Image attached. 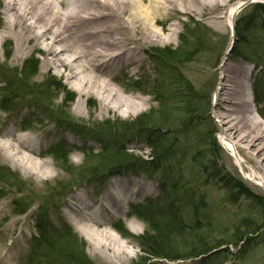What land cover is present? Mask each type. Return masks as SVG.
<instances>
[{"label": "rangeland", "instance_id": "1", "mask_svg": "<svg viewBox=\"0 0 264 264\" xmlns=\"http://www.w3.org/2000/svg\"><path fill=\"white\" fill-rule=\"evenodd\" d=\"M238 1L243 0H200V2L195 3L190 0H184L183 11L177 10L170 17L162 16V13H158L160 23L157 27L166 41L164 43L154 42L146 46L141 54V58L144 60L142 67L134 71H132L133 68H123L122 71L116 73L113 77L112 82L117 89L124 92L125 96L140 98L139 101L142 104L141 109L136 114L131 113L125 116L113 112L100 114V105L94 96L91 99L82 98L80 101V95L71 87V84H67L66 80L55 74L53 69L47 71L44 68L42 64L43 53L37 50L28 53L23 59H14L17 47L15 39L12 35L4 39L0 44V140L8 129L15 130V134L18 137L24 135L32 137L39 151L38 155L36 153L33 156L41 163L44 162L45 165L42 169V174L27 176L20 172L19 169L13 168L0 151V172L8 175L16 174L20 177V180L16 182L0 178V248L2 253L4 252L10 258L9 262H0V264L25 263L32 249V240L37 236L36 227L39 221H44L51 229L50 231H52V227H56L60 223L69 225L74 233L78 234L80 239L86 244V254L93 264H141V259L145 254L141 252L139 242L133 237H140L149 231V227L143 220H139L133 215L135 213L134 208L140 205L151 204V202L153 204L159 203L162 209H165V215H169L170 213L172 214L171 210L164 206L173 203L172 208H174V211L188 228L198 226L200 228L199 234L207 235L215 241L220 239L227 240L226 238L232 235L237 225L247 217L256 219L264 217L263 210L258 208L251 200L243 197L238 200H231L229 194L224 190V184H220L214 178L212 179L208 175L202 174L199 164L203 157L207 158L212 153L213 149L223 177H229L231 180L240 183L264 203V185L250 182L241 170V167H243L244 171L250 175L259 176L255 169L256 162L252 161L251 155L258 156L257 152L263 151L261 148L264 145V139L255 140V146H252L254 142L250 145L245 141L242 142L243 140H239L247 132L249 136L246 138L249 142L260 135V131L263 130L253 131L246 129V125L243 126L244 123L237 125V131L233 137H230V140L232 143H238L242 147V149H238L243 161L240 164L235 159V156H231L223 142L220 141L222 129L225 125L223 126L215 118L217 110L216 93L219 91V83L222 80L220 76L221 65H229L234 71L241 70L243 72L242 75L253 72L252 83L261 78L264 88V73L261 75L260 71H257L255 64L246 62L242 58H235L231 55V52L228 60H225V54L230 46L231 38L229 28L225 24V15L227 9L237 4ZM260 1L264 2V0ZM254 5H249L244 9L236 18L235 23L238 19L244 20L250 14H254ZM214 7L218 8L214 12L218 15L216 21L208 13ZM4 8V2H0V32L5 26ZM190 20L199 22L211 29L216 35L213 40L216 46L214 51L211 52V60L210 58L204 60L207 57L199 56L197 61L187 63L180 69L185 77L191 81L195 89L205 91L209 111L207 116H205V127L200 126L197 130H190V132H179L177 139L173 142V155L166 162L164 169L170 173L166 176L168 191L176 186L178 188V190H175L177 193L175 191L167 193L163 191L160 181L165 174L163 169H160L155 175H147L142 171L138 173L131 171L117 172L103 180L96 179L95 181H85L80 184L79 172L81 167L83 165H92L95 162L93 158L85 157L84 150L94 151L93 154L95 155L102 152L105 147L112 152L116 147L122 146L126 153L142 158L147 162L151 160V155L145 135L137 133V136L126 134V136H115L114 138H92L86 136V134L79 137L69 132L66 128L59 127L53 119L50 120L42 107L49 108L46 111L48 113L51 110L54 111L59 119L65 117L67 121L87 126V132H90L94 126L107 122L120 124L126 121H133L137 117L146 114V112L153 111L157 113L160 109V104L155 101L156 97L134 89L133 81H148V84L150 83L151 85L144 90L147 93L151 92L152 83L159 81L160 77L156 66L148 57L149 52L152 53L154 48H177L179 35L184 30V24ZM169 25H175L179 28L175 39L169 36ZM251 35H253V39L257 38L258 41L263 38L262 31L258 29L253 30ZM239 38L240 36L237 37L236 34L233 49L239 45ZM27 60L34 62L30 64L34 65V67L36 66L33 71L38 66V73L32 79L25 80L20 75ZM218 62L219 65L217 66ZM252 93L253 91L251 92V97L254 108H256ZM71 97H74V99L71 103H67ZM6 98H10V102H14V111L5 112L4 109H1ZM175 106L176 108L173 109V111H176L175 114L182 112L180 109L181 105ZM158 116L159 112L156 114V119ZM25 125H28L30 130L24 131L23 127ZM207 126L208 128H206ZM209 129L211 133L208 131ZM206 131L209 132V137L212 134L213 139H203ZM105 139L111 140L112 143L107 141L109 142L107 143L108 145L104 144ZM213 141L217 143L215 147H213ZM62 142H65L73 150L68 158L72 174L61 170L50 156L51 148L62 144ZM259 157L261 158L262 155ZM86 159H89V163H87ZM261 161L264 164V160L261 159ZM129 177L139 179L138 185L144 187L143 195L140 198H130L129 203L125 207L126 217L121 213L104 214L105 227L110 228L115 235L128 243V251L130 253L121 258V261L115 263L110 262L106 253H103L102 250L98 251L95 243L87 240L75 230L69 222L66 211L68 206L70 207L71 205L69 201L77 193L87 196L93 201L92 206L94 207L92 208L94 210L103 201L102 199L109 190L108 186L110 184L115 183L118 179L124 180ZM204 205L206 210L201 209L196 214L197 207ZM24 210L25 212H23ZM114 211L116 210L114 209ZM22 212L23 214H21ZM164 218L167 217L165 216ZM120 225H123V230L126 234L116 231V228ZM189 231L188 233H190ZM260 240H264V231L259 233L258 240L251 243L248 248L244 247L241 250L240 247L236 248L231 244L219 247L217 250L222 251V253L214 257H208L207 262H204L205 259L203 257H199L196 259L185 258V260L175 262L165 259H154L153 264H264V244Z\"/></svg>", "mask_w": 264, "mask_h": 264}, {"label": "bare ground", "instance_id": "2", "mask_svg": "<svg viewBox=\"0 0 264 264\" xmlns=\"http://www.w3.org/2000/svg\"><path fill=\"white\" fill-rule=\"evenodd\" d=\"M200 2V0H190ZM4 2L5 26L0 32V44L12 35L17 44L14 59H23L30 52L39 50L44 54L43 66L64 78L71 84L79 100L93 96L100 105L99 113L113 112L125 115L136 114L142 104L140 98L125 96L113 84V77L123 68L142 67L141 54L147 45L154 42L164 43L165 38L157 25L158 13L170 17L183 11L184 0H0ZM243 1L229 7L225 24L230 34L236 33L234 18ZM208 11L216 21L218 15L214 7ZM169 36L177 37L179 28L169 25ZM236 35V34H235ZM230 41H235L232 36ZM226 60V59H225ZM219 91L216 93L215 118L223 126L220 141L231 156L242 164L238 143L230 137L237 131V125L244 123L246 129L260 131V135L249 142L244 133L239 139L251 145L255 140L264 139V122L258 115L251 97L253 72L242 75L229 65H221ZM259 133V132H258ZM240 136V135H239ZM252 144V146H255ZM258 156L251 155L258 172L257 177L250 175L241 167L250 182L264 185V145ZM0 151L13 168L24 175L38 176L45 165L34 158L38 155L34 139L16 136L15 130L6 131L0 140ZM245 151V150H244ZM40 154V153H39ZM262 157L260 158L259 156ZM240 159V160H239ZM250 159V157H249ZM242 161V162H241ZM255 170V171H256ZM139 179L129 177L117 180L108 186V191L100 205L93 210L87 196L75 194L68 206L67 217L76 231L87 240L95 243L98 251L106 253L108 260L119 262L130 252L128 243L123 241L110 228L105 227V213H121L126 217L125 207L131 197L140 198L144 187ZM114 209L116 211H114ZM110 243V244H109ZM110 251V253H109ZM0 248V262L7 263L10 258ZM182 264V263H175Z\"/></svg>", "mask_w": 264, "mask_h": 264}, {"label": "trees", "instance_id": "3", "mask_svg": "<svg viewBox=\"0 0 264 264\" xmlns=\"http://www.w3.org/2000/svg\"><path fill=\"white\" fill-rule=\"evenodd\" d=\"M253 12L254 14L246 17V20H237L235 31L237 37L240 36L239 45L232 50L231 55L255 64L257 71H260L262 75L264 73V4L259 3L254 5ZM256 29L261 30L263 33V38L260 41L257 38L253 39V35H251L252 31ZM179 36L177 48H154L152 53L149 52L148 57L156 66L160 77L159 81L152 83L151 92L147 93L144 90L151 85L150 83L148 84V81H133L134 89L156 97L155 101L160 104L157 119L156 114L158 112L150 111L133 121H126L120 124L107 122L96 125L90 132H87V126L67 121L65 117L59 119L54 111L51 110L48 113L46 111L49 108L41 106L50 120L53 119L59 127H64L79 137L86 134V136L92 138H114L115 136H126V134L137 136V133L145 135L151 155V160L147 162L142 158H137L134 155L126 153L122 146L116 147L112 152L108 151V148L105 147L102 152L95 155L93 154L94 151L84 150L85 157H91L95 162L92 165H83L84 167H81V171L79 172L80 184H83L82 182L85 181H95L96 179L103 180L107 176L117 172L131 171L138 173L142 171L147 175H155L160 169H163L165 174L160 180L163 191L167 193L178 190L174 186L168 191L166 176L170 173L164 169L166 162L173 155V142L177 139L179 132H190V130H197L200 126L205 127V116H207L209 111L205 91L195 89L191 81L185 77L180 69L187 63L197 61L199 56L203 58L207 57L204 60L208 58L211 60V52L214 51L216 46L213 41L216 35L212 30L194 20H190L184 24V30ZM30 60H27L23 71H21L20 76L24 77L25 80L32 79L38 73V66L33 71L36 66L30 65L34 63L30 62ZM219 62L216 64L217 66ZM261 80L260 78V80L255 81L253 84V96L255 97L254 102L257 112L264 120V88L263 81L261 82ZM163 96L166 98H163ZM73 99L74 97L69 98L67 103H71ZM10 100V98H6L1 106L5 112L14 111V102H10ZM178 104L182 106L180 108L182 112L175 114L176 111H173V109ZM23 129L24 131H28L30 127L25 125ZM208 131L211 133L210 129ZM209 132L206 131L203 139H213L212 134L209 137ZM107 141L111 142V140L105 139L104 144L109 143ZM213 142V147H215L217 143ZM51 149L50 156L59 165V168L72 174L68 158L73 150L69 148V145L62 142V144L54 146ZM211 152L207 158L203 157L199 163L202 174L208 175L212 179L214 178L220 184H224V190L229 194L231 200H238L240 197L251 200L258 208L263 210L264 214V203L262 200H259L260 198L251 193L249 189L244 188L240 183L231 180L229 177H223L215 152L213 149ZM87 163H89V159ZM0 178L10 182L20 180V177L16 174L8 175L2 172H0ZM175 192L177 193V191ZM172 206L173 203L164 206L171 210L172 214L170 213L169 215H165V209H162L159 203L153 204L151 202V204L140 205L134 208L135 213L133 215L137 219L143 220L149 227V231L140 237H133L139 242L141 252L145 254L141 259V264H153L154 259H165L175 262L185 260V258L196 259L199 257H203L205 259L204 262H207L208 257H214L222 253V251L217 250L219 247L231 244L236 248L240 247L241 250L244 247L248 248L251 243L258 240L259 233L264 231V217L258 219L247 217L237 225L236 230L230 237L226 238L227 240L220 239L215 241L207 235L199 234L200 228L198 226L188 228ZM205 207V205L198 206L195 213L197 214L198 211H201ZM165 216L167 218H164ZM205 218L207 217L205 216ZM37 224L36 230L38 233L32 240V249L24 264H93L86 254V244H84V241L80 239L78 234L74 233L69 225L60 223L58 226L52 227V231H50L51 229L44 221H39ZM116 231L126 234L123 230V225L117 227ZM187 237L188 239H186ZM260 242L264 244V240H260Z\"/></svg>", "mask_w": 264, "mask_h": 264}, {"label": "water", "instance_id": "4", "mask_svg": "<svg viewBox=\"0 0 264 264\" xmlns=\"http://www.w3.org/2000/svg\"><path fill=\"white\" fill-rule=\"evenodd\" d=\"M259 2H263V1H260V0L259 1L258 0H244L242 2V4L239 6L238 10H237V13H236L235 18H234V23H235L236 18L238 17V15L241 13V11H243L244 9H246L249 5L257 4ZM235 25H236V23L234 24V28H235ZM231 34L234 37L236 36L234 34V32H232ZM229 45L230 46H229V48H228V50H227V52L225 54L226 60H228L229 52L233 49V46H234L232 41H230V44Z\"/></svg>", "mask_w": 264, "mask_h": 264}]
</instances>
